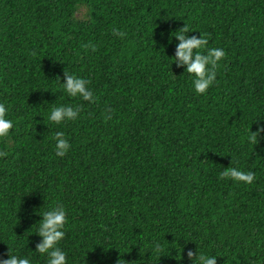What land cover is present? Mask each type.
I'll return each instance as SVG.
<instances>
[{
	"label": "trees",
	"instance_id": "16d2710c",
	"mask_svg": "<svg viewBox=\"0 0 264 264\" xmlns=\"http://www.w3.org/2000/svg\"><path fill=\"white\" fill-rule=\"evenodd\" d=\"M184 25L226 52L203 95L170 64ZM64 73L87 79L94 102L67 96ZM0 102L13 123L0 259L47 264L36 213L59 203L67 264H192L188 251L264 264V133L253 146L247 132L264 128V0H0ZM62 104L81 113L55 126ZM231 167L255 180L222 177Z\"/></svg>",
	"mask_w": 264,
	"mask_h": 264
},
{
	"label": "clouds",
	"instance_id": "9594fccd",
	"mask_svg": "<svg viewBox=\"0 0 264 264\" xmlns=\"http://www.w3.org/2000/svg\"><path fill=\"white\" fill-rule=\"evenodd\" d=\"M191 33L184 25L181 29L172 33L178 43L175 46L174 56L169 59L170 64L175 63L176 67L184 68L191 74L194 93L198 95L205 94L214 84L217 76V69L220 62L226 57V52L221 47L209 48L207 35H187ZM114 35L123 38L125 33L114 31ZM85 47L96 51L95 45L89 43ZM169 64V65H170ZM168 65V66H169ZM89 81L85 78L64 73V82L61 85L63 92L72 98L82 101L94 102V93L89 87ZM9 108L5 103L0 102V137H6L13 128V123L6 118ZM81 113V105L62 104L52 107L48 115V120L55 126L76 121ZM248 139L255 146L258 143V137L264 133V128H258L255 132L247 129ZM55 155L59 158L65 157L71 150L72 145L65 137L64 132L57 131L54 135ZM222 177L231 179L238 183L251 184L255 180V174L251 171H242L237 167H231L228 171L222 173ZM41 217L36 227V234L41 238L40 243L36 245L35 253L47 256V264H67L66 253L59 247L60 241L65 236V225L67 223V212L63 205L57 203L54 207L36 213ZM165 249L157 244L152 253L157 257L164 256ZM188 259L192 264H217V256L205 252H187ZM0 264H31L27 256L8 254L7 259H0ZM118 264H125L119 260Z\"/></svg>",
	"mask_w": 264,
	"mask_h": 264
}]
</instances>
